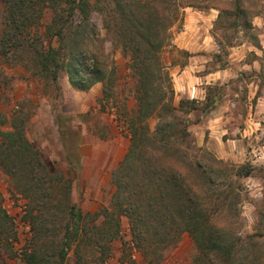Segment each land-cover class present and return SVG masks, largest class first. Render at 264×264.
I'll use <instances>...</instances> for the list:
<instances>
[{
    "label": "trees",
    "instance_id": "trees-1",
    "mask_svg": "<svg viewBox=\"0 0 264 264\" xmlns=\"http://www.w3.org/2000/svg\"><path fill=\"white\" fill-rule=\"evenodd\" d=\"M209 2L0 0V53L6 56L10 51L26 50L32 55L41 78L57 83L60 75L66 72L73 88L88 91L103 82L102 77L79 86L78 75L88 55L92 57V75H102L100 60L91 53V49L99 42H109L115 50L120 49L125 56H129V65L136 79L134 95L139 113L145 105H158L155 100H151L152 90L155 93L162 91L159 103H164L163 114L167 113L159 120L160 131L164 132L160 144L163 163L146 168L136 176L132 173L131 161L141 138L138 136L140 131L135 130L130 149L113 174V211L105 209L95 215L85 214L70 203L71 182L64 180L63 176L57 177V181L67 183L63 188L68 199L63 210L67 218L64 227L60 229L63 232L60 240L57 238L48 244L46 234H50L48 228L52 225L49 217L53 209V204L48 200L57 189L51 184L57 174L50 163L43 161L41 153L27 139L22 127L15 124L13 132L1 134L0 170L10 179L26 184L27 194L34 195L37 201L41 200L37 206L32 207L31 220L26 218L32 234L31 243L23 254L27 264H69L71 252L76 256L73 264H87L83 262L82 249L94 255L97 250V253L102 254L104 264L109 259L110 243L121 235L122 217L129 222L132 247L136 252L142 250L139 240L146 242L149 232L155 234L152 243H157V248L163 251L177 244L183 233H188L198 250L195 264L197 261L213 264L211 256H218L221 264H238V256L240 259L243 250H237L236 243L241 240L228 245L222 235L224 229L219 224L223 222V216L238 218L241 193L244 190L242 180L251 177L256 168L249 162L235 166L206 155L191 159L183 151V146L192 148L194 143L186 115L200 109L204 115L207 114L218 103L219 94L213 88H208L203 102L181 100L175 106L171 77L164 71L159 56L170 43L171 27L175 22L181 23L183 14L180 9H219L216 5H209ZM238 2L240 0H236V7ZM236 11L240 14L242 9L237 7ZM93 15L100 16L102 20L104 38L97 25L91 23ZM221 18L222 12L218 21ZM44 23L46 26H43ZM215 23L218 25V22ZM167 101L169 103L166 104ZM167 130L170 133L167 134ZM177 143L180 144L176 147ZM204 194L214 201L211 203L214 204L213 212L206 206L208 202H205ZM143 209L147 214L144 215ZM0 212L2 219L7 221V214ZM101 216L104 221L97 223ZM256 238V234L250 235L244 238V243L254 245ZM161 258L162 255L158 258L159 262ZM257 261V264H264L261 257Z\"/></svg>",
    "mask_w": 264,
    "mask_h": 264
},
{
    "label": "rangeland",
    "instance_id": "rangeland-1",
    "mask_svg": "<svg viewBox=\"0 0 264 264\" xmlns=\"http://www.w3.org/2000/svg\"><path fill=\"white\" fill-rule=\"evenodd\" d=\"M238 3L237 7L242 9L240 14L236 11V0H210L209 5H216L219 9H212L215 12L212 10L199 12H212L215 14L214 20L208 24L203 22L204 27L195 28L196 26H193L194 36L191 37L192 41L205 45L203 48L198 47V50L200 49L198 53L205 56L202 63L204 68L199 75L221 71L226 75L225 80L205 86L206 93L208 88H213L219 97L216 106L202 116L210 117L220 112L229 117L227 126H225L228 133L223 140L227 151L231 147L235 153L239 151L238 143L227 142V140L234 141L240 137L241 131L248 126V120L255 118L253 114L255 106L258 105V99L264 98V0H240ZM186 9H180L183 14L181 23L175 22L171 27L170 43L159 54L160 63L165 67L164 71L169 76L170 69L176 65H184L190 55L174 45L177 34L184 30ZM221 12L222 18L218 21ZM91 20V23L97 25L104 38L105 32L102 30L103 23L100 16L93 15ZM215 22H218V25H215ZM45 23L43 26H46ZM43 30L44 27L41 28V32ZM44 39L46 42L45 37ZM53 45L57 44L53 41ZM91 53L98 56L102 75H92L93 62L91 55H88L87 62L78 75V85H87L99 77H102L103 82L96 84L88 92L71 87L66 72L60 75L57 83L38 76L32 55L26 50L10 51L6 56L0 53V128L3 127L4 130V126H10L11 122H15L24 129L33 146L37 147L43 161L55 163L60 173L70 175L71 178L75 177V174L70 173L73 167L79 168V160L81 161L82 158L79 159V156L81 155L89 157L93 152H108L105 156L112 157L111 154L114 152L118 159L124 158L137 129L140 131L138 136L141 138L138 150L133 154L134 158L131 161L132 173L136 176L146 168L160 166L164 159L160 150L161 137L164 132L160 131L159 120L160 117L167 115L166 112L163 114L164 103H159L162 91L155 93L152 90L151 100H155L158 105H145L139 113L138 102L134 95L136 79L129 65V56H125L120 49L115 50L109 42L102 44L99 42L91 49ZM170 81L173 84L172 77ZM33 87L36 95L32 98L33 93L29 94V89ZM102 90L103 94L106 90L103 99ZM173 103L175 106L179 105L175 102V93ZM201 112L203 113L200 109L191 113ZM191 113L186 115L189 123L202 121L203 117L199 120L191 119L189 117ZM58 120L65 126L62 132L57 127ZM166 133H170V130ZM191 134L194 141L193 149L187 146L182 147L191 159L206 155L211 159L220 160L215 152L205 147H198L192 131ZM109 138L112 141L108 140ZM78 147H80L79 150H77ZM250 151L252 147L248 148V152ZM256 152L259 150L257 149ZM220 161L235 166L253 162L251 159L242 164L230 160ZM97 167H91L88 163L86 169L83 170L84 178L92 179L97 174L98 180L105 181L107 186L106 172L101 171L99 167L97 173ZM254 167L256 168L255 173L242 180L244 190L241 193L238 218L223 216L221 217L224 218L223 222L219 224L224 229L222 235L227 239L228 245L241 240L240 243H236L237 250H243L240 253V259L238 256V264H257L258 258L264 259V163H259ZM132 173L131 176L135 177ZM54 177L51 184L57 189L48 200L53 204V209L49 217L52 225L48 228L50 234H46L47 244L55 242L57 238L60 240L63 234L60 229L64 227L67 218L63 213L64 205L68 200L63 188L67 183L63 180L57 181L58 174ZM109 183V188H104L100 201L103 202L105 208L113 211L109 198L113 184ZM27 187L26 184L10 179L0 171V210L8 216V220L4 221L2 212H0V247L5 250V253L8 252V255L12 250L21 262L24 260L23 254L28 249V244L31 243L30 230L18 228L10 215L19 217L22 211L20 204L23 203L26 205L24 219L31 220L32 207L41 202V200L37 201L34 195L27 194L25 191ZM205 196V202H208L206 206H209L210 211L213 212L214 204L211 205V203L214 201L207 198L206 194L203 198ZM76 199L72 194L74 203L80 201V198ZM144 205L146 206L145 203ZM142 211L144 215L147 214L145 209ZM121 220V235L110 243L109 259L104 264H195L194 259L198 250L188 233H183L177 244L163 251L157 248V243H152L151 240L155 234L149 232L150 235L146 237V242L139 240L141 252L139 250L135 252L132 247L129 222L125 217ZM253 234L258 236L255 240L256 244H245L244 238ZM82 251L84 263L103 264V256L97 253V250L95 255L87 249H82ZM131 254H135L134 260ZM160 255L162 258L159 262ZM211 257L213 264H221L218 256ZM75 260L76 256L71 252L68 259L69 264ZM196 264H207V261L206 263L197 261Z\"/></svg>",
    "mask_w": 264,
    "mask_h": 264
},
{
    "label": "crops",
    "instance_id": "crops-1",
    "mask_svg": "<svg viewBox=\"0 0 264 264\" xmlns=\"http://www.w3.org/2000/svg\"><path fill=\"white\" fill-rule=\"evenodd\" d=\"M215 12L214 10H212ZM215 18V14L211 13H202L196 11L192 8L186 9L185 16V25L184 30L177 34L174 41L175 47L181 51H186L190 53L188 61L180 66H173L170 76L172 77V83L175 91V102L178 104L181 100H197L203 102L206 98L205 86L212 85L220 80H225L226 75L221 72H213L205 75H199L203 70V60L205 56L199 54L198 47H204L205 45L198 44L197 41H192L191 37L194 36L193 26L204 27V23H212ZM204 22V23H203ZM213 78V79H212ZM72 87V86H71ZM94 87V86H93ZM92 87V88H93ZM91 88V89H92ZM90 89V90H91ZM88 90V91H90ZM82 91V92H88ZM32 98L35 97L34 87L29 89V94H32ZM30 96V95H29ZM102 99H103V90H102ZM264 98L258 99V105L255 106L254 119L248 120V126L241 131L240 137H237V140H230L227 142H237L239 151L235 153L231 147L227 151L226 143L223 140V137L228 133V130L225 129L229 121V117L225 116L223 113H216L213 116L205 117L202 116L203 113H191L190 118H196L199 120L200 117H203L202 121L189 123L190 131L195 135V143L198 147H205L210 151L216 153V156L220 160L232 161L234 163L242 164L245 163L248 159H251L252 164L258 165L259 163H264ZM9 118V117H8ZM12 121V120H11ZM8 123V122H5ZM10 123V122H9ZM15 122H11L10 126H4L0 128V140L2 139L1 134L7 132H13L15 130ZM57 127L62 132L65 128L63 123L57 121ZM27 137V136H26ZM117 138V137H114ZM28 139V138H27ZM29 140V139H28ZM111 140L112 139H108ZM30 141V140H29ZM258 141V142H256ZM31 142V141H30ZM240 143V144H239ZM231 146V145H230ZM35 147V145H34ZM130 147V146H129ZM252 147V151L248 152V148ZM37 148V147H36ZM78 147L77 150H79ZM257 149L259 152H256ZM129 150V149H128ZM108 153V152H105ZM104 152H93L90 153L89 157L79 156V168L73 167L71 174H75V177L71 178L70 175H65L60 173L57 170L56 164L51 163L52 170L55 174L63 176L64 180L70 181L71 183V205L77 206L85 214L95 215L105 209L103 202L100 199L103 197L104 188H109V182L113 184V174L117 171L121 163L123 162L126 155L118 159L116 154L112 152V157L105 156ZM253 157V158H252ZM88 160V162H86ZM90 163L91 167H96V172H99V167L101 171H105L107 174L108 185H105V181L98 180L97 174L92 179L87 177L84 178L83 170L86 169V165ZM76 165V164H75ZM72 167V166H71ZM2 171V170H0ZM3 172V171H2ZM4 173V172H3ZM110 174L111 178H110ZM110 179V181H109ZM89 183V184H87ZM115 193V186L113 184V189L111 194L109 193L110 204L112 206L113 195ZM72 194L75 195L77 199L80 198L79 202H73ZM76 199V200H77ZM104 221L103 216L97 219V223H102ZM30 234V238H31ZM1 242V240H0ZM5 253V250L0 247V264H27L24 260L17 258V255L14 254L11 250L10 254ZM73 264V263H71Z\"/></svg>",
    "mask_w": 264,
    "mask_h": 264
},
{
    "label": "built area",
    "instance_id": "built-area-1",
    "mask_svg": "<svg viewBox=\"0 0 264 264\" xmlns=\"http://www.w3.org/2000/svg\"><path fill=\"white\" fill-rule=\"evenodd\" d=\"M19 203V201H18ZM22 207V211H21V215L19 217L15 216V215H10V217H13V221L16 224V226L18 228H27L28 230H30V226L27 223V221L24 219L26 216V205L25 204H20ZM31 234V231H30ZM133 250L136 252V250L133 248ZM132 259H135V254L132 255Z\"/></svg>",
    "mask_w": 264,
    "mask_h": 264
}]
</instances>
